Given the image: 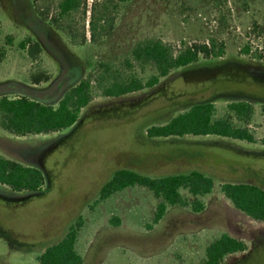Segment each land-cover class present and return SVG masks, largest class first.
<instances>
[{"label": "rangeland", "instance_id": "rangeland-1", "mask_svg": "<svg viewBox=\"0 0 264 264\" xmlns=\"http://www.w3.org/2000/svg\"><path fill=\"white\" fill-rule=\"evenodd\" d=\"M59 1L0 0V47L6 50L0 97L27 93L57 106L100 62L147 79L154 66L133 62L130 67L127 60L135 44L148 38L170 43L177 53L215 39L225 53L201 57L153 87L122 96H104L94 87L79 121L59 132L18 136L0 127V153L40 168L46 180L35 192L0 184V264H40L37 257L61 240L79 216L84 217L78 241L84 264H201L208 243L223 232L244 240L248 248L222 264H264V221L235 208L221 191L225 182L264 187V58L257 57L264 50V0H128L107 11L108 22L114 19L111 34L97 42L91 41L89 22L93 5L104 0H86L74 14L75 41L52 23ZM98 8L97 14L104 15ZM83 30L87 39L79 43ZM26 38L41 44L38 60L20 46ZM36 72L52 78L34 83ZM207 100L216 103L219 115L231 101L253 103L250 127L257 140L147 136L149 126L165 124ZM121 168L152 177L199 170L214 178L215 188L204 197L202 212L170 207L153 225L159 200L146 187H129L94 204Z\"/></svg>", "mask_w": 264, "mask_h": 264}, {"label": "trees", "instance_id": "trees-1", "mask_svg": "<svg viewBox=\"0 0 264 264\" xmlns=\"http://www.w3.org/2000/svg\"><path fill=\"white\" fill-rule=\"evenodd\" d=\"M126 1L128 0H104L93 5L89 22L91 41L97 42L111 34L114 19L108 22L107 11L112 8L117 10L120 4ZM85 5L86 0H60L57 14L52 18V23L65 31L74 41L77 35L73 31L72 18ZM98 7L105 12L104 15L97 14ZM102 21L106 22L102 23ZM80 37L79 43L86 41V30H83ZM6 40L11 44L13 36H7ZM20 46L27 48L30 56L35 60H38L42 53L41 44L31 38L23 39ZM224 53V45L218 44L215 39L209 43H194L178 53L170 43L160 38L144 39L135 44L131 59L127 60V63L130 67L133 62L143 67L154 66L155 73L147 79L134 72L122 73L111 63L100 62L98 67L95 66L86 77L64 93L57 106L26 95L1 96L0 127L18 136L59 132L74 126L79 121L83 108L94 98V87L104 96H122L153 87L174 70L195 63L201 57H219ZM5 56V48L0 47V62ZM257 57L264 58V50ZM51 78L49 73L36 72L32 75L34 83L47 82ZM218 112V107L213 101L194 103L165 124L149 126L147 136L167 138L216 135L249 142L257 140L250 127L256 114L253 103L247 100L231 101L226 105L223 114L219 115ZM45 183V175L40 168L25 165L0 153V184L7 185L14 191L35 192ZM134 186L148 188L159 200L152 221L153 225H157L166 216L170 207L202 212L206 208L204 197L213 192L215 180L199 170L152 177L131 168H121L102 186L94 204L97 205L114 194ZM184 191L194 199L190 200ZM221 191L235 208L255 220L264 221V187L250 182H225L221 185ZM83 226L84 217L79 216L61 240L47 246L37 257L39 263L84 264V256L78 249ZM247 248L244 240L223 232L208 243L201 264H222L228 255L244 252Z\"/></svg>", "mask_w": 264, "mask_h": 264}, {"label": "water", "instance_id": "water-1", "mask_svg": "<svg viewBox=\"0 0 264 264\" xmlns=\"http://www.w3.org/2000/svg\"><path fill=\"white\" fill-rule=\"evenodd\" d=\"M10 86H12V84H10ZM16 86H19V85H16ZM20 88H23V87L20 86ZM24 93H25V92H24ZM24 95L28 96L29 94L26 93V94H24ZM28 97H30V96H28ZM33 99H35V98H33ZM36 100H38V99H36Z\"/></svg>", "mask_w": 264, "mask_h": 264}]
</instances>
